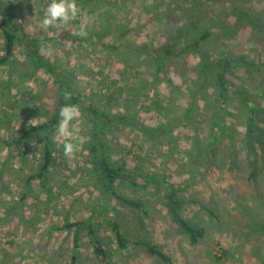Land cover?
<instances>
[{
    "label": "rangeland",
    "instance_id": "374dc122",
    "mask_svg": "<svg viewBox=\"0 0 264 264\" xmlns=\"http://www.w3.org/2000/svg\"><path fill=\"white\" fill-rule=\"evenodd\" d=\"M0 3L32 37L45 40L39 54L71 79L69 91L77 101L67 97L63 105L78 106L80 116L73 121L76 135L70 139L86 141L74 156H66L56 146L57 167L46 188L34 183L22 200L25 179L40 158L42 136L25 138L19 145L9 143L22 128L50 119L59 93L50 90L58 89L54 78L44 70L32 74L20 52L10 66H0V264H102L86 230L63 229L68 222L82 219L95 224L97 235L114 250L112 264H264V152L254 135L248 134L250 107L229 88L226 98L217 99L216 85L222 72L230 87L242 82L264 84V0H77L86 17L43 32L38 22L48 0ZM197 12V25L208 28L210 39L198 52H183L179 57L171 53L168 64H157L148 52L173 43V52L179 53L186 38L182 35L175 42L173 38L182 26L195 23ZM85 21L89 37L77 43L74 33ZM63 32L69 35L64 38ZM123 32V43L142 52L120 48L132 62L122 67L103 44ZM2 42L0 37V55ZM200 55L212 62L222 57L225 65L203 72ZM201 74L207 87L185 118L183 111L194 100L191 91ZM253 99L264 107V99ZM89 100L117 115L116 122L97 127L89 116ZM216 112L231 127L229 135L218 139L212 152L199 155L195 139H205ZM141 123L149 128L162 123L167 131L145 133ZM256 123L264 132V122ZM200 142L202 149L206 147V141ZM95 143L105 144L99 152L111 162L138 167L136 173L145 174V179L135 178L144 189L120 180L115 186L143 201L148 217L106 194L109 191L89 172ZM168 188L180 215L205 228L198 243L192 244L177 231L168 213ZM110 206L129 239L158 244L169 260L139 249L122 257L115 242H108Z\"/></svg>",
    "mask_w": 264,
    "mask_h": 264
},
{
    "label": "trees",
    "instance_id": "16d2710c",
    "mask_svg": "<svg viewBox=\"0 0 264 264\" xmlns=\"http://www.w3.org/2000/svg\"><path fill=\"white\" fill-rule=\"evenodd\" d=\"M235 9L237 10V7H235ZM236 14L239 16V11ZM193 15V21L195 23L192 24L191 22V24L188 23V25L182 26V28L177 31V35L173 38V42H175L177 39H180L182 35H184V37L186 38L185 46L181 47L179 53L173 52L172 49L175 46V44L173 43H166L160 46H156L151 50V52H148V54H154L153 59H155L157 64H159L160 66H165L166 64H168L166 61L169 60L171 53H174V55L179 57L183 52H188L191 50L198 52L197 50L200 49L203 44L210 39L211 32L208 30V28L204 29L201 26L198 27L197 25V18L200 17L198 12L197 15ZM18 20L19 19L13 12H11L10 9L8 10V8L3 7L2 3H0V37L3 41V54L0 55V66H10L15 54L17 52H20L25 57L27 67L32 74L37 73L39 70H44L45 73L50 74L54 78L55 85L58 89L51 87L50 90H55V92L57 90L59 93L57 94V96H59L56 106L57 108L53 113H51L50 119H47L46 121L38 124H30L22 128L20 131V135L9 143V145H19L25 138H29L32 136H42L40 138V158L37 164L33 165L30 168L29 174L25 179V184L23 186L24 191L22 192V195L20 197L23 200L28 196V194L32 192V185L34 183H36V186L41 189L46 188V185L51 178L52 170L57 167L55 160L57 143L51 138L58 123L59 109L60 107L64 106V98L70 97L72 98L73 102H76L77 98L69 91V88H71V79H69L67 75L57 72L55 70V67L50 64L46 58L39 54V45L45 40H40L36 37H32L26 31L25 26L19 23ZM62 35L65 38V36H68L69 34L67 32H63ZM125 35L126 32L120 33L114 37L115 39L111 43L103 44L104 50H107L109 54L113 55V57H115L118 62H120L122 67L129 66V63H132L131 60H127V58L124 57V52L122 50L126 49L127 51H132L134 53L142 52V48H133V46H130L128 43H123L122 40ZM88 37V35L85 38L77 36L73 38V40L77 43H81L82 41H86ZM120 48H122V50ZM199 58L200 67L202 68L203 72L209 71V69H211V67H213L214 65L220 64L223 65V67L225 65V59L222 60V57H217L216 62L210 61L204 55H200ZM10 73L11 72H9V74ZM223 75L224 72L220 73L218 75V78L216 79L217 99L226 98L228 90L231 89V93L233 95L238 96L246 106L250 107L248 113L249 116L247 117L249 121L248 134L254 135L253 137H255V140L260 144V147L264 152V132L262 128L257 126L256 123L257 121L264 122V107H262L260 103L253 99V96L264 99V84H249L247 82H242V85L236 86L230 84V87L228 86V81L224 78ZM201 76V81H198L197 87L191 91V96L194 99L193 102L189 103V108L183 111V115L185 118H189L191 116V112L193 111V109H195V106H197V103L201 100L200 92H203L205 87H207V78L203 77L202 74ZM39 89L41 93H44L46 91V89L44 87L42 88V86H40ZM88 102L91 105L90 107H88V110L90 111L89 116L93 117L91 121L95 123L97 127H105L111 122H116L118 118L117 115H110L100 110L95 105H92V102L90 100ZM255 119L256 121H254ZM98 123H100V125H98ZM140 127L144 129L145 133L150 130L159 132L167 131V129H165L166 125L162 123H159L156 125V127L151 128L145 127L141 123ZM229 127L230 126L226 123V120L224 119V117H222L221 113L216 112L215 117L210 122L209 131L206 135H204V138L206 140L199 139V137L195 139V148L197 149L199 155L204 150L212 152L215 148V142L218 139L225 138L227 137V135H229ZM200 141H206V147H203V149L201 148L202 143ZM104 146L105 144L103 143H95L94 145H92V157L90 162L91 169L89 170V172L96 176V180H99L100 184L102 185V187L106 188L107 192L109 191L106 194H108L109 196H113L117 200L121 201L125 206H130L133 209L135 208L137 212H139V214L148 217L150 213L149 210L145 207L146 205L143 201L126 196L115 186L116 181L120 180L122 182L124 181V183H127L128 185H140L141 188L144 189L145 185L141 184L135 178L140 175L145 179V174H143L142 172L137 174L136 171H139L138 167L128 169L126 166H124V164L111 162L107 154L104 155V153L99 152L100 149L104 148ZM149 179L150 178L146 180L148 181ZM169 189L170 188H168V191L170 192ZM173 194V192H170L166 195V198L169 201L168 213L174 223L177 225V231L185 235L192 244H196L201 238L204 237L206 230L203 226H199L180 215L178 206L172 201ZM201 207L204 208L212 217H216V215L209 207L204 205H201ZM109 211L110 213H113V215L111 220L107 224L109 226L108 229L112 234L111 237H108V242H115L117 251L122 257L123 255L127 256L131 250L139 249L140 251H144L159 260H169V256L162 250V248L158 244L148 239H129V236H127L122 231V225L117 221L118 215H115V208L110 206ZM95 226V224H91L90 222H88L87 219H82L76 220L75 222H68L67 224L63 225V229L71 230L75 228L76 230H86V234L89 237L90 243L92 244L95 256L101 260L102 264H112L114 250L103 243V237H99L97 235ZM74 238L75 242L77 243V241L79 240L78 231L75 233Z\"/></svg>",
    "mask_w": 264,
    "mask_h": 264
},
{
    "label": "clouds",
    "instance_id": "9594fccd",
    "mask_svg": "<svg viewBox=\"0 0 264 264\" xmlns=\"http://www.w3.org/2000/svg\"><path fill=\"white\" fill-rule=\"evenodd\" d=\"M87 13L79 7L77 0H48L47 6L43 9L42 18L38 22L41 32L59 25H67L79 17H86ZM87 22L79 25L75 35L85 38L88 35ZM80 116L79 108L76 105H64L59 109L58 123L54 131V140L57 147L62 148L66 156H74L78 146H82L86 141L83 137L77 141H71V137L76 135L73 121Z\"/></svg>",
    "mask_w": 264,
    "mask_h": 264
}]
</instances>
